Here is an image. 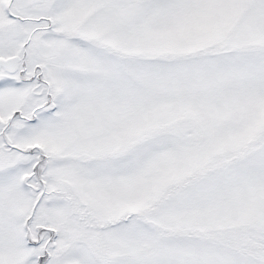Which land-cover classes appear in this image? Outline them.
Returning a JSON list of instances; mask_svg holds the SVG:
<instances>
[{
    "label": "snow or ice",
    "instance_id": "1",
    "mask_svg": "<svg viewBox=\"0 0 264 264\" xmlns=\"http://www.w3.org/2000/svg\"><path fill=\"white\" fill-rule=\"evenodd\" d=\"M0 264H264V0H0Z\"/></svg>",
    "mask_w": 264,
    "mask_h": 264
}]
</instances>
